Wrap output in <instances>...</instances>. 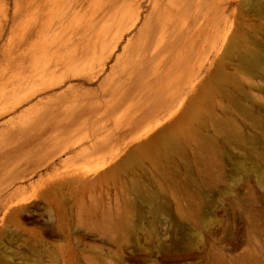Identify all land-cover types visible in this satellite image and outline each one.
<instances>
[{"label":"rangeland","instance_id":"374dc122","mask_svg":"<svg viewBox=\"0 0 264 264\" xmlns=\"http://www.w3.org/2000/svg\"><path fill=\"white\" fill-rule=\"evenodd\" d=\"M13 1L0 0V264H264V0H191L186 12L179 6L185 0H164L169 8L155 28L143 27L149 0L126 29L104 24L121 4L105 17L101 0L66 19L48 8L40 38L34 33L22 48L44 46L46 56L31 63L49 67L41 79L16 60L24 17L14 20ZM250 2L263 7L249 9ZM169 22L188 32L152 57ZM86 45L97 55L77 53ZM245 51L256 55V67L242 62ZM145 54L146 75L130 78ZM60 56L69 65L60 67ZM189 81L193 89L176 116L138 139ZM43 106L45 114L21 123ZM166 127L180 138L179 149L140 153ZM31 194L27 203L9 202Z\"/></svg>","mask_w":264,"mask_h":264},{"label":"bare ground","instance_id":"6f19581e","mask_svg":"<svg viewBox=\"0 0 264 264\" xmlns=\"http://www.w3.org/2000/svg\"><path fill=\"white\" fill-rule=\"evenodd\" d=\"M88 1V2H87ZM101 1H103V4H101L102 5V7H101V9H99V10H101V13H103L104 15H103V17H105L106 16V14H108V16H111V14H109V13H107L109 10H111L114 6H116V5H120L121 4V6L119 7V11L118 12H116L117 10H115V12L116 13H114L113 15H112V17H109V18H107V20L105 21V25H107V24H109L112 20H114V22L116 21H118V23H117V27H121V24L123 23V27L125 26L124 25V23H126L127 21H129L130 22V20H131V24L130 25H132V26H135V24L136 23H138L139 22V19H140V10H141V3H142V1L143 0H101ZM200 1V0H199ZM121 2V3H120ZM221 2V1H220ZM86 3V5H87V3H89V0H14L13 1V4H14V11H13V16L12 17H14V20L15 21H18V20H20L21 18L23 19V17H24V19L23 20H20L21 21V23H20V27L22 28V29H24V33L22 32L21 33V31L19 32V33H21V34H23V36L20 38V41H19V45L17 46V48H16V51H15V55H16V60H18V61H20V62H22V61H26L27 63H28V65L29 64H37L38 63V58L40 57L39 55H41L42 54V56H44L45 54H46V52H44V46H43V49H40L39 48V44H36V45H32L33 46V48H35L33 51H31L30 49H27V50H25V49H22L23 47H25V44L29 41V39H30V37L35 33V35L36 34H38L37 32H39L38 30V26H40V29H41V27H42V29H44L43 28V26H45V25H47V24H45V22L47 21H45L44 20V16L42 15L43 14V12H44V10H46V9H50V11L52 10V13H54L55 14V16H56V14H59L60 12H65L63 15H64V17H63V19L65 18L66 19V17H67V15H69L70 14V12L71 11H75L77 8L76 7H82L83 9L85 8V6L83 5V4H85ZM102 3V2H101ZM149 3H150V5H151V12H150V14H149V16L147 17V19H146V21L144 22V24H143V27H145V26H151L152 28L154 27V26H156V25H158L159 23H161V19L159 18V15L163 12V11H166L168 8H169V1H164V0H149ZM1 4L2 3H0V6H1ZM3 4H5V1L3 2ZM90 4V3H89ZM100 4V3H99ZM75 5V8H73V6ZM83 5V6H82ZM98 5V4H97ZM100 5V6H101ZM90 6V5H89ZM175 6H177V5H175ZM179 6H182L181 8H180V11H183V12H186L189 8H191V0H185L182 4H180ZM245 6H247L249 9H257V10H260V9H262V5L260 4V6L258 5V3H252V2H250V3H248V4H245ZM88 7V6H87ZM98 7V6H97ZM174 7V6H173ZM178 7V6H177ZM81 8V9H82ZM99 8V7H98ZM81 9H79V11L81 10ZM97 9V8H96ZM118 9V8H117ZM85 11V10H84ZM87 11V10H86ZM92 11V10H91ZM106 11V12H105ZM113 11H114V9H113ZM48 12H49V10H48ZM47 11H46V13H48ZM78 12V11H77ZM73 13H75V12H73ZM79 13V12H78ZM81 13V12H80ZM92 13V12H91ZM117 13H119V14H117ZM2 14V13H1ZM51 14V13H50ZM95 14V13H94ZM5 15V14H4ZM71 15V14H70ZM73 15H75V14H73ZM168 15V14H167ZM6 16V15H5ZM47 16V15H46ZM48 16H50V15H48ZM82 16H84V15H82ZM93 16V15H92ZM51 17V16H50ZM52 17H54V16H52ZM69 17V16H68ZM78 17V16H77ZM76 17V18H77ZM102 17V18H103ZM215 17V16H214ZM213 17V18H214ZM55 18V17H54ZM58 18V17H57ZM71 18V17H70ZM79 18V17H78ZM84 18V17H83ZM83 18H82V20H83ZM101 18V17H100ZM102 18H101V20H102ZM27 19V20H26ZM50 20H51V18H49ZM53 19V18H52ZM80 19V18H79ZM91 19V18H90ZM89 19V20H90ZM93 19H95V18H93ZM55 20V19H54ZM53 20V21H54ZM60 20H61V17H60ZM69 20H71V19H69ZM89 20H87V22H89ZM172 20V19H171ZM78 21V20H77ZM84 21V20H83ZM86 21V20H85ZM93 21V20H92ZM104 21V20H103ZM103 21H102V23H103ZM183 21V20H182ZM48 22H49V20H48ZM64 22V21H63ZM79 22V21H78ZM96 22V21H95ZM98 22V21H97ZM97 22L96 23H94L95 25L97 24ZM113 22V23H114ZM128 22V23H129ZM203 22V21H202ZM211 22H212V20H211ZM224 22H226V20L224 21ZM40 23V25H38ZM53 23V22H52ZM68 23H69V21H68ZM89 23H91V21L89 22ZM113 23H111V24H113ZM171 22H169V24L167 23V24H162L163 25V33L159 36V43H158V45L154 48V50H153V53H152V57H153V55H156V53L158 52V50H159V48H161L162 46H164V44H165V42L168 40V39H170V37L172 36H174L173 37V39H171V41H170V44H169V47H172L174 44H175V41L177 40V39H179V38H181L184 34H186V32H188L187 30H182L181 31V29H180V31L181 32H176V26L175 25H172V24H170ZM208 23V22H207ZM209 23H210V21H209ZM61 24H62V22H61ZM75 24V23H74ZM73 24V25H74ZM80 24V23H79ZM114 24H116V23H114ZM113 24V25H114ZM200 24H201V22H200ZM48 25H49V23H48ZM60 25V24H59ZM71 25V24H70ZM72 25V26H73ZM76 25V24H75ZM84 25V24H83ZM91 25V24H90ZM89 25V26H90ZM129 24H127V27H131V26H128ZM207 25V24H206ZM205 25V26H206ZM61 27H62V25H60ZM78 26V25H77ZM81 26V25H80ZM102 25L100 24V27H101ZM112 26V25H111ZM111 26H108V29H111ZM116 26H113V27H116ZM200 26V25H199ZM208 26V25H207ZM231 26V25H230ZM229 26V27H230ZM19 27V28H20ZM57 27H58V25H57ZM56 27V28H57ZM60 27V28H61ZM70 27V26H69ZM74 27V26H73ZM92 27L94 28L95 26L92 24ZM127 27H124L123 29H126ZM183 27V26H182ZM15 28H16V26H15ZM15 28H13V29H15ZM45 28H47V27H45ZM68 28V27H67ZM71 28V27H70ZM98 28V27H97ZM132 28V27H131ZM155 28V27H154ZM197 28V27H196ZM17 29V28H16ZM22 29H20V30H22ZM55 29V28H54ZM65 29V28H64ZM63 29V30H64ZM73 29H75V28H73ZM80 29V28H79ZM85 29H87V27L85 28ZM84 29V30H85ZM88 29H89V27H88ZM107 29V30H108ZM116 29V28H115ZM205 29V28H204ZM221 29V28H220ZM19 30V29H18ZM56 30V29H55ZM59 30V29H58ZM62 30V29H61ZM99 30V29H98ZM98 30H97V32H98ZM104 30V29H103ZM102 30V31H103ZM118 30V29H117ZM196 30V29H195ZM225 30V29H224ZM15 31V30H14ZM49 31V30H48ZM57 31V30H56ZM89 31V30H88ZM90 31H92L91 29H90ZM102 31H100V33L102 32ZM112 31V30H111ZM114 31H116V30H114ZM120 31H122V29L120 30ZM201 31V30H200ZM204 31V30H203ZM206 31V30H205ZM221 31V30H220ZM13 32V31H12ZM62 32H64V31H62ZM66 32V31H65ZM86 32V31H85ZM84 32V33H85ZM95 32H96V30H95ZM126 32H128V31H126ZM18 33V34H19ZM41 33V32H40ZM58 33V32H57ZM87 33V32H86ZM107 33H108V31H107ZM111 33V32H110ZM120 33V32H119ZM199 33V32H198ZM197 33V35H200V34H198ZM13 34V33H12ZM21 34H19V36H21ZM47 34V33H46ZM59 34H60V32H59ZM62 34V33H61ZM72 34V33H71ZM102 35H105L106 33L104 32V34L103 33H101ZM121 34V33H120ZM204 34V33H203ZM34 35V36H35ZM41 34H38V37L40 36ZM95 35H96V33H95ZM94 35V37H96ZM99 35V34H98ZM102 35H101V37H100V40H103L104 41V39H102ZM107 35V34H106ZM106 35L105 36H103V37H106ZM202 35V34H201ZM200 35V36H201ZM37 36V35H36ZM35 36V37H36ZM56 36V35H55ZM60 36V35H59ZM83 36H85V35H83ZM90 36H92V35H90ZM117 36H121V35H117ZM123 36V35H122ZM15 37V36H14ZM34 37V38H35ZM38 37H36L37 39H39ZM93 37V36H92ZM94 37L92 38L93 40V42L92 43H95L94 42ZM112 37V36H111ZM111 37H110V39H111ZM113 37H114V35H113ZM198 37V36H197ZM59 38V37H58ZM58 38H57V40H58ZM61 38V37H60ZM90 38V40H91V37H89ZM88 38V39H89ZM97 38V37H96ZM115 38V37H114ZM114 38H112V39H114ZM11 39V38H10ZM37 39H33L34 40V42H35V40H37ZM99 39V38H98ZM98 39H96L97 40V42H98ZM107 39V38H106ZM117 39H118V37H117ZM158 39V38H157ZM198 39V38H197ZM68 40H70V39H68ZM115 40L116 39H114V40H112V41H114L115 42ZM8 41H9V39H8ZM13 41H14V39H13ZM32 41V40H31ZM42 41V40H41ZM49 41V40H48ZM47 41V42H48ZM102 41V42H103ZM111 41V42H112ZM196 41V40H195ZM33 42V41H32ZM33 42V43H34ZM43 42H45V41H43ZM56 42H58V41H56ZM89 41L87 40V43H88ZM101 41H100V43H102ZM106 42V41H105ZM110 42V43H111ZM10 43H11V40H10ZM13 43H16V42H13ZM36 43H38V40H37V42ZM52 43V42H51ZM81 43V42H80ZM109 43V44H110ZM119 43V42H118ZM4 44V43H3ZM43 44V43H42ZM61 44V43H60ZM79 44V43H78ZM97 44V43H96ZM103 44V43H102ZM108 44V43H107ZM6 45V44H5ZM46 45H48V44H46ZM46 45H45V48H46ZM97 45H100V44H97ZM105 45H106V43H105ZM111 45V44H110ZM115 45V44H114ZM127 45V44H126ZM223 45V44H222ZM54 46V45H53ZM61 46H63V45H61ZM66 46V45H65ZM80 46H81V44H80ZM94 46V45H93ZM93 46H92V48H93ZM103 46H104V44H103ZM168 47V48H169ZM9 48H10V46H9ZM27 48H29V45L27 46ZM49 48H50V46H49ZM66 48H68V46H66ZM90 47H89V45H86V46H84L82 49H80V51H77V53L79 54V53H81V54H88L89 55V52H91L90 51V49H89ZM99 48H100V50H97L96 48V50L95 51H100V52H102L103 50L101 49V45L99 46ZM104 48H105V46H104ZM110 48H111V46H110ZM115 48H116V46H115ZM6 49V48H5ZM40 49V50H39ZM60 49V48H59ZM71 49V48H70ZM4 50V49H3ZM10 50H11V48H10ZM128 50V49H127ZM186 50V49H185ZM184 50V51H185ZM59 51V50H58ZM94 51V50H93ZM91 52V53H94V52ZM108 51V50H107ZM112 51V50H111ZM183 51V52H184ZM7 52H11V51H7ZM33 52V53H32ZM48 52H49V50H48ZM64 52V51H63ZM63 52H60V53H62L63 54ZM182 52V53H183ZM44 53V54H43ZM57 53V52H56ZM59 53V52H58ZM104 53V52H103ZM124 53H126V52H124ZM250 52H247V51H245L244 52V54H243V56H241V60H242V62L246 65V66H248V67H250V68H254V67H256L257 65H258V60H257V57H256V55L255 54H253V53H250ZM52 53H50V55H51ZM65 54V53H64ZM74 54H76V51L75 52H73V55ZM95 54V53H94ZM98 54H99V52H98ZM102 54V53H101ZM122 54V53H121ZM8 55V54H7ZM47 55H49V54H47ZM49 55V56H50ZM55 55V54H54ZM59 55V54H58ZM70 55V54H69ZM73 55H72V57H73ZM91 55V54H90ZM93 55V54H92ZM91 55V56H92ZM95 55H97V53L95 54ZM100 55V54H99ZM105 55H107V54H105ZM109 55V54H108ZM123 55V54H122ZM250 55V57L248 58V56ZM14 56V55H13ZM12 56V57H13ZM39 56V57H38ZM46 56V55H45ZM71 56V55H70ZM76 56V55H75ZM80 56H82V55H80ZM94 56V55H93ZM92 56V57H93ZM104 56V55H103ZM110 56V55H109ZM147 55L145 54V56H141L140 58H138L137 59V64H136V66H135V69H134V72H132L133 71V69H132V71H131V73L129 74V76H130V78H132V73H142L143 75H146V70L147 69H145V67L146 66H144V64L146 63V61L148 60V57H146ZM38 57V58H37ZM51 57V56H50ZM53 57V56H52ZM64 57V56H63ZM83 57H86V56H83ZM82 57V58H83ZM122 56L120 55V58H121ZM181 57H182V55L180 56V59H181ZM5 58V57H4ZM69 58V57H68ZM91 58V57H90ZM95 58V57H94ZM99 58V57H98ZM119 58V57H118ZM117 58V59H118ZM151 58V57H150ZM166 58V57H165ZM175 58V57H174ZM13 59V58H12ZM11 59V60H12ZM41 59H43V57H41ZM51 59H53V58H51ZM64 58H61V56H60V58L58 59V61H57V63H58V65H60V67L64 64L63 62L64 61H66L65 59L63 60ZM85 59H87V58H85ZM101 59V58H100ZM9 61L10 63H12V61L13 62H15L14 60H12V61ZM22 60V61H21ZM55 60H57V59H55ZM54 60V62H56ZM69 59H67V61H68ZM88 60V59H87ZM93 60V59H92ZM177 60V59H176ZM44 61V60H43ZM48 61V60H47ZM50 61V60H49ZM104 61V60H103ZM102 61V62H103ZM106 61H107V59H106ZM117 61V60H116ZM23 62V63H24ZM40 62H42V61H40ZM45 62V61H44ZM81 62V61H80ZM83 62V61H82ZM81 62V63H82ZM183 62V60L181 61V63ZM70 63H71V61H70ZM80 63V64H81ZM134 63V62H133ZM175 61L174 62H172V67L175 65ZM180 63V62H179ZM13 64V63H12ZM11 64V65H12ZM21 64V63H20ZM25 64V63H24ZM30 65L31 67L33 66V65ZM39 64V63H38ZM44 64V63H43ZM2 65V64H1ZM9 65V64H8ZM26 65V64H25ZM52 65V64H51ZM54 65H56V63L54 64ZM67 65H69L68 64V62H66V66ZM71 65H72V63H71ZM157 65V64H156ZM162 65V64H161ZM18 67L17 65H14V67ZM22 66V65H21ZM44 66V65H43ZM50 66V65H49ZM57 66V65H56ZM55 66V67H56ZM64 66H65V64H64ZM64 66H62V67H64ZM65 66V67H66ZM81 66V65H80ZM100 66V65H99ZM5 67H7V66H5ZM10 67V66H9ZM20 67V66H19ZM59 67V66H58ZM69 68H64V69H69L67 72H69L70 70H72L71 69V67L72 66H68ZM132 67H134L133 65H132ZM25 68V67H24ZM27 68V67H26ZM29 68V67H28ZM72 68H74V66L72 67ZM101 68V67H100ZM103 68V67H102ZM147 68H148V66H147ZM156 68H158L157 66L155 67V69L153 68L152 70H153V72L156 74V72L158 71V70H156ZM8 69V68H7ZM16 69V68H15ZM17 69H19V70H21L22 71V69H20V68H17ZM49 69V67L47 66H45V67H38V65H37V67L36 66H33L32 67V70L33 71H36V73L35 74H33V75H36L37 74V72H39V73H41L42 74V77H41V74H40V79L41 78H43V73H46L47 72V70ZM54 69V68H53ZM52 69V70H53ZM56 69H57V67H56ZM61 69H63V68H61ZM80 69V68H79ZM177 69V68H176ZM14 70V69H13ZM25 70H27V69H25ZM52 70H51V72H52ZM55 70V69H54ZM59 70H60V68H59ZM111 70V69H110ZM4 71V70H3ZM16 71H18V70H16ZM30 71H31V68H30ZM49 71V70H48ZM56 71V70H55ZM55 71H53V73L55 72ZM62 71L64 72V70H61L60 72H61V76H62ZM121 71H123V70H121ZM156 71V72H155ZM6 72V71H5ZM13 72H15V71H13ZM19 72V71H18ZM25 72V71H24ZM51 72H50V74H51ZM59 72V73H60ZM71 72V71H70ZM79 72V71H78ZM102 72H104V71H102ZM148 72H150V69L148 68ZM20 73V72H19ZM22 74H23V72H21ZM20 73V74H21ZM28 73H29V71H28ZM31 73V72H30ZM52 73V74H53ZM76 73V72H75ZM94 73V72H93ZM111 73V72H110ZM158 73V72H157ZM4 74V73H3ZM3 74H2V76H1V79L3 78ZM15 74V73H14ZM14 74L13 73H11L10 75H11V77H12V75L14 76ZM20 74H18V75H20ZM21 74V75H22ZM25 74V73H24ZM66 74V71H65V73L63 74V76ZM79 74V73H78ZM111 74H114V73H111ZM155 74H153V76L155 75ZM1 75V74H0ZM10 75H9V77H10ZM27 74H25V78H27V76H26ZM32 75V76H33ZM38 75V74H37ZM55 75V74H54ZM53 75V76H54ZM75 75V74H74ZM15 76L17 77V74H15ZM14 76V77H15ZM23 76L21 77V76H18V77H21V79L23 78ZM30 76V75H29ZM32 76H30L31 78V80H32ZM47 76V75H46ZM45 76V77H46ZM49 76V75H48ZM14 77H12V80L14 79ZM60 78V75L59 76H56V78ZM65 77H66V75H65ZM155 77V76H154ZM153 77V78H154ZM29 78V77H28ZM39 78V77H38ZM10 79V78H9ZM19 78H16L15 80L17 81ZM34 79H35V77H34ZM50 79V78H49ZM55 79V78H54ZM51 80V81H53V83L55 82V84H53V83H51L50 82V80H49V83H51V84H49L48 83V80H44V81H46V82H43V83H46L47 84V86L45 85V84H42V86L44 87V86H46V88L49 86V85H51V86H55L56 85V81H58L57 79L56 80ZM106 79V78H105ZM112 79V78H111ZM114 79V78H113ZM112 79V80H113ZM152 79V78H151ZM6 80H8V78L6 79ZM28 81H29V79H27ZM35 80H37V78L35 79ZM10 81V80H9ZM8 81V82H9ZM19 81H20V79H19ZM21 81H23V83H24V80L22 79ZM25 81H26V79H25ZM27 81V82H28ZM40 81V80H39ZM103 81H105V80H103ZM7 81H6V83H8ZM14 82V81H13ZM36 81H34V83H35ZM38 82V81H37ZM4 84H5V82H3ZM10 83H12V82H10ZM16 83V82H15ZM19 83V82H18ZM21 83V82H20ZM17 84L18 86L20 85V86H22L23 84ZM41 83H42V81H41ZM57 83H60V81L59 82H57ZM2 84V83H1ZM3 84V85H4ZM25 84V83H24ZM28 83H26L25 84V86L27 87V86H30V84L29 85H27ZM31 84H32V82H31ZM36 84V83H35ZM49 84V85H48ZM53 84V85H52ZM104 84V83H103ZM109 84V83H108ZM2 85V86H3ZM12 85V84H11ZM17 85H15V87L17 86ZM41 85V84H40ZM39 85V86H40ZM191 85V82L189 81V82H187V83H183L182 84V86L180 87V90H179V93H178V95L177 94H175L174 93V95L170 98V108L169 109H167V110H165V111H163V113L162 114H160L159 115V117L155 120V122L153 123V124H155V125H153V126H150V127H147L146 128V130H143V131H141V135L139 136V138L138 139H141L142 137H145V136H147L148 134H150L151 132H153L154 130H156V129H158V128H160V127H162V125H164V123H166L167 121H169V120H172L175 116H176V114L179 112V110L182 108V106L184 105V102L186 101V99H187V97H188V92H190V91H192V89H193V86L191 87V90L190 91H188V89H190V86ZM17 86V87H18ZM24 86V87H25ZM51 86H49V87H51ZM6 87V86H5ZM25 87V88H26ZM48 87V88H49ZM7 88V87H6ZM5 88V89H6ZM14 88V87H13ZM19 88H21V87H19ZM31 88V87H30ZM33 88H35V87H33ZM33 88L30 90V91H32L33 90ZM36 88H38V86L36 85ZM100 88H101V85H100ZM4 89V90H5ZM8 89V88H7ZM17 89V88H16ZM42 89V88H41ZM72 89V88H71ZM17 90H19V89H17ZM44 90V89H43ZM102 90V89H101ZM106 90H108V89H106ZM29 91V90H28ZM19 92H21V91H19ZM36 92V91H35ZM85 93V92H84ZM33 95V94H32ZM75 95V94H74ZM73 95V96H74ZM120 95H121V93H120ZM29 96V95H28ZM58 95H56V97H57ZM15 97H16V94H15ZM18 97V96H17ZM59 98V97H58ZM58 98H55V100L57 99L58 100ZM120 98V97H119ZM108 100V99H107ZM110 100H112V98H110ZM115 100V99H114ZM118 100V99H117ZM17 101H19V100H17ZM22 101V100H21ZM73 101H74V99H73ZM116 101V100H115ZM49 102H50V100H49ZM52 102V101H51ZM108 102H109V100H108ZM114 102V101H113ZM112 102V103H113ZM117 102V101H116ZM19 103V102H18ZM17 103V104H18ZM47 104H49L48 103V101L46 102ZM44 104V105H47V104ZM106 103H107V101H106ZM111 104V103H110ZM110 104H109V106H108V108H110ZM114 104V103H113ZM113 104H111V106H113ZM42 105H43V103H42ZM51 105V104H50ZM108 105V104H107ZM16 106V105H15ZM48 106V105H47ZM74 106V105H73ZM76 106V105H75ZM83 106V105H82ZM44 107V108H43ZM43 107H41L42 109H40V110H38V111H36V113H34L35 112V110H34V112H33V115L34 116H32V115H30L32 112H30V113H27V114H29V115H27V117H26V115L23 117V120H22V124H24L25 122H29V124H31L32 122L31 121H33V120H35V118L37 119V116L38 115H41V113L42 114H45V112H47L46 110L48 109V107H45V106H43ZM13 108V107H12ZM72 108V107H71ZM70 111H72V110H70ZM62 112H63V110H62ZM61 112V113H62ZM105 115V114H104ZM29 117V118H28ZM65 119H67L66 117H65ZM119 121V120H118ZM24 122V123H23ZM37 123V122H36ZM26 124V123H25ZM177 134V133H176ZM99 142H101L100 140H96L94 143H93V145L91 146V147H93L94 145H96L97 143H99ZM157 147H159L158 148V152L160 151V150H162V151H164V152H166V151H177L178 149H179V147H180V138L177 136V135H175V134H170L169 133V128H164V129H162V130H160L153 138H152V140L150 141V143L149 144H147L146 146L145 145H143L142 147H140V153H142V154H145V153H147L148 152V150L150 149V150H153V149H155V148H157ZM147 148H148V150H147ZM68 150H69V148H67ZM105 166V161H103L102 162V165L100 166V169H102L103 167ZM15 192L16 191H14L10 196H13L14 194H15ZM34 194H31V195H29V196H25V195H23V197H21V198H14V199H11L9 202L10 203H15V204H17V205H20V204H22V203H27L31 198H32V196H33Z\"/></svg>","mask_w":264,"mask_h":264}]
</instances>
